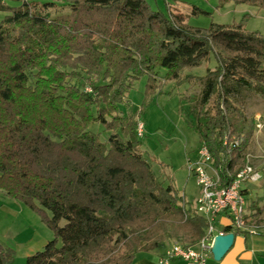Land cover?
<instances>
[{"label": "trees", "instance_id": "trees-1", "mask_svg": "<svg viewBox=\"0 0 264 264\" xmlns=\"http://www.w3.org/2000/svg\"><path fill=\"white\" fill-rule=\"evenodd\" d=\"M9 1L19 0H0V192L54 232L27 264H133L170 242L197 245L206 218L158 178L138 113L120 107L142 78L150 96L169 81L200 79L185 73L214 56L196 131L228 186L255 130L235 96L245 89L264 99V36L243 23L193 28L184 14L166 16L146 0H71L56 17L44 13L49 3ZM229 2L264 5L220 6ZM93 124L111 132L107 142ZM12 257L0 244V264Z\"/></svg>", "mask_w": 264, "mask_h": 264}, {"label": "rangeland", "instance_id": "rangeland-1", "mask_svg": "<svg viewBox=\"0 0 264 264\" xmlns=\"http://www.w3.org/2000/svg\"><path fill=\"white\" fill-rule=\"evenodd\" d=\"M24 1L37 3L38 8L49 3L51 7L44 13L48 12L51 17L68 14L71 9V0H19L8 3L19 6ZM146 1L153 10L166 16L184 14L186 24L193 28L208 29L212 24L232 26L243 23L246 32L264 36V5L259 8L229 2L220 6V0ZM194 7L204 13L194 15ZM4 16V13H0V21ZM216 65L215 57L211 56L202 66L185 73L200 79L180 83L169 81L160 91L150 96L145 94L147 78L144 77L128 94L127 104L120 107L125 115L138 113L137 120L145 127L144 137L140 138L145 157L152 163L158 178L165 185H172L192 207L196 206L201 190L195 176L189 172V160L196 159L202 146L196 131L197 118L202 109L205 77L208 70H214ZM164 74L165 71H161V75ZM235 99L255 123L253 137L238 167L249 163L264 176V99L245 89ZM90 130L100 135L102 142H107L111 135L101 124L91 125ZM247 186L250 187L251 195L247 203L248 225L257 229L264 225V178ZM254 214L257 216L250 218ZM53 238V230L38 212L0 193V244L13 251L9 264H27L28 257L42 251Z\"/></svg>", "mask_w": 264, "mask_h": 264}, {"label": "built area", "instance_id": "built-area-1", "mask_svg": "<svg viewBox=\"0 0 264 264\" xmlns=\"http://www.w3.org/2000/svg\"><path fill=\"white\" fill-rule=\"evenodd\" d=\"M144 131V124L139 122L138 136L144 137ZM189 172L195 176L201 190L194 209L206 218L208 228L204 238L196 246L175 243L168 247L160 264H170L177 259L186 264H206L212 256L211 247L217 235L241 233L249 229L246 217L250 187L247 185L262 179V175L254 167L247 163L239 168L232 182L224 186L208 149L202 143L196 159L189 160ZM220 216L228 220L226 228H230L231 232L218 230L217 218Z\"/></svg>", "mask_w": 264, "mask_h": 264}, {"label": "crops", "instance_id": "crops-1", "mask_svg": "<svg viewBox=\"0 0 264 264\" xmlns=\"http://www.w3.org/2000/svg\"><path fill=\"white\" fill-rule=\"evenodd\" d=\"M0 193L5 196L4 193ZM217 220L218 230L224 232L228 226V220L222 216L218 217ZM172 245L170 243L167 247ZM165 251L166 249L141 252L136 255L133 264H160ZM170 264H186V262L177 259ZM206 264H264V225L257 229L249 226L247 231L235 234L233 247L223 259L216 261L212 255Z\"/></svg>", "mask_w": 264, "mask_h": 264}, {"label": "water", "instance_id": "water-1", "mask_svg": "<svg viewBox=\"0 0 264 264\" xmlns=\"http://www.w3.org/2000/svg\"><path fill=\"white\" fill-rule=\"evenodd\" d=\"M235 234L217 235L212 243L211 252L216 261H221L223 257L233 247Z\"/></svg>", "mask_w": 264, "mask_h": 264}]
</instances>
